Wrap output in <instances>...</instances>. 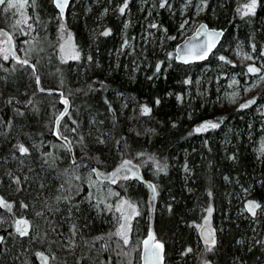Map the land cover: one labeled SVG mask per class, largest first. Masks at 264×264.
Instances as JSON below:
<instances>
[{
  "label": "trees",
  "instance_id": "1",
  "mask_svg": "<svg viewBox=\"0 0 264 264\" xmlns=\"http://www.w3.org/2000/svg\"><path fill=\"white\" fill-rule=\"evenodd\" d=\"M26 1L28 19L22 31L11 34L16 55L31 62L13 56L7 62L0 56V264H87L96 251L92 240L110 230L102 221L104 214L94 208L87 178L95 182L97 173L102 178L100 173H114L129 163L156 188L153 215L145 184L128 180L118 195L141 202L136 221L140 237H147L154 220L167 264H264V253L251 245L249 221L238 213L241 193L264 205V158L256 152L257 124L264 116H255L256 103L264 101V87L246 108L220 113L211 97L203 99L204 107L191 108L183 95L196 71L217 59L226 62L218 57L225 47L242 41L260 50L264 0H256L255 11L243 14L248 0H205L202 22L225 31L210 59L183 65L174 58L166 63L162 57L158 74L140 71L134 82L127 77L134 73L132 67L126 70L125 60L118 63L110 54L120 42L121 28L119 13L113 10L126 0H74L65 19L53 0ZM148 18L159 26L152 51L164 32L168 46L175 45L184 27L177 14L161 7ZM106 22L112 33L90 41L91 31ZM6 28L0 14V29ZM65 33L77 51L85 49L80 60L63 61L59 54ZM154 59L149 57L152 65ZM116 89L128 102L125 110ZM49 90L61 91L69 100L59 130L71 142L74 157L56 131L66 105L61 95ZM140 104L150 112L138 114ZM21 146L27 152H21ZM151 161L159 166L157 178L146 167ZM183 167L191 173L184 175ZM201 206L220 228L218 245H206L192 226L202 222ZM18 221L29 222L27 234L17 231ZM68 222L75 225L77 246L67 255ZM261 223L264 226V220ZM202 250L211 253L206 256ZM136 259L140 264L138 254Z\"/></svg>",
  "mask_w": 264,
  "mask_h": 264
},
{
  "label": "rangeland",
  "instance_id": "2",
  "mask_svg": "<svg viewBox=\"0 0 264 264\" xmlns=\"http://www.w3.org/2000/svg\"><path fill=\"white\" fill-rule=\"evenodd\" d=\"M10 2L16 6L9 8L7 3L3 6L1 5L0 14H2L5 22L8 24L7 30H2L12 35V32L15 34L19 30L22 31V26L28 19L27 8L29 3H27L26 0H10ZM204 3L205 0H126L125 2L119 3L113 12L116 11L115 14L119 13L117 17L121 22L120 42L115 50L110 51V54L114 57V60L117 59L118 63L124 59L126 62V70H128L130 66L132 67L134 73L127 75V77L129 76L133 82L140 71L143 74L149 72L151 75L158 74L162 57H165L166 63L170 61V58L175 59L176 46L188 35L193 33L195 28L203 21L202 17L206 11ZM253 3L255 4L254 8H250ZM21 5L23 6L21 7ZM125 5L127 6L125 7ZM245 5L246 9L244 10ZM158 7H166L172 15L177 14L181 25H184V27H181V31H179L176 36L175 45L168 46L170 40L168 34L164 32V35L160 37V44L155 49L154 53L152 50L156 44L155 38L159 31V26L156 24L155 20L154 22L148 21V17H155ZM243 7L242 14L243 11L245 13L254 12L256 9V0L246 1ZM122 8L124 9L123 12H121ZM175 10H177V13ZM144 13L146 14L145 16L142 15ZM73 14L75 13L73 12ZM104 16H107V12L104 13ZM59 17H61L60 14ZM68 18L71 19V17ZM138 19L140 20L139 24L137 23V21H139ZM109 26V22L98 25L93 32L91 31L90 41L94 42L105 32H107L108 35L112 33V29ZM137 27L139 31L130 34V31ZM262 30L263 37L260 39V50L252 44L247 45L242 41H237L232 47H226L225 54L218 55V57H223L224 60L226 58V62L217 59L214 64H206L195 72V76L191 79V84L185 87L183 94L186 102L191 108L193 104L194 106L199 104L200 107H204L206 102H203V99L210 97L214 99L212 103L216 105L219 113L225 109L233 110L235 108H246L242 107V105H250L253 102L251 100L253 96L259 94L264 87V21L262 23ZM62 35L63 38L59 43L58 52L62 55L61 57L65 59L63 61L73 59L80 60L83 54L85 56V49L77 51L74 41L68 39V37L65 36L66 33ZM5 55H7V59H4ZM0 56L7 62L12 61L8 39L3 34H0ZM151 56L155 57L153 65L152 62L149 61V57ZM129 60H132L131 64H128ZM235 67L239 68V71H235ZM250 67L258 69L259 71L249 72ZM116 92L117 97L121 98L122 108L124 110L127 109L128 102L124 99L123 93L117 89ZM255 107V114H257L255 116H264V101L257 102ZM63 108L59 110V113H61ZM145 108L148 109L146 104H140L138 114H148V112L146 113L144 111ZM253 118L254 116L252 119ZM208 120L214 121V119ZM257 126L259 128L257 133L258 141L256 152L258 157L264 158V119L258 122ZM146 162L144 164H146ZM151 162L152 166L147 163L146 167L148 170L150 167V172L157 178L159 166L157 163ZM129 164L142 175V170L140 168L135 167L131 163ZM189 173H191V171L183 167V174ZM100 175L103 178H109L112 173H100ZM114 179L115 180L109 183L101 181L98 178H95V182H92L90 177L87 178V184L92 192V196H95L94 208L96 211L104 214L102 221L104 222L106 220L110 229L103 237L99 236L98 239L92 240L93 245L97 243L95 248L96 251L91 257H87V264H138L136 254H138V261L141 264V247L144 238L140 237L136 229V221L140 218L141 202L134 196L133 200L129 202L121 198L117 192L119 188L121 189V187L125 185L126 181L133 180L138 182V180L129 171H122ZM188 190H190V188ZM158 198L159 197H157V202ZM238 199L239 216H241L243 220L249 221L247 226H249L250 231L249 239L252 243L250 244L253 245L254 243V246L257 245L259 251L264 253V226L261 225L262 220H264V205L258 204L260 207L255 208V214L253 215L248 208L250 202L257 204L256 200L252 198L250 194L245 193H241ZM146 202L147 205L150 204L149 192L147 193ZM207 212V208L201 206L200 217L202 218V222L198 223L194 221L192 222V226L196 232L199 233V229L202 225H208L214 231L216 244L218 245L219 232L221 231L218 226L215 227L213 225L211 213ZM99 216L101 217V215ZM20 225H22L24 229L26 228L27 231L30 229L29 222H27L26 225ZM121 225L124 227L122 228ZM68 233L69 238H66L64 245L67 255L75 251L77 246L76 228L73 222H68ZM121 233H123V235H121ZM125 236L128 241L127 243H125ZM202 251L206 256L211 253L209 250ZM64 258H66V256ZM204 260L207 259L204 258Z\"/></svg>",
  "mask_w": 264,
  "mask_h": 264
},
{
  "label": "water",
  "instance_id": "3",
  "mask_svg": "<svg viewBox=\"0 0 264 264\" xmlns=\"http://www.w3.org/2000/svg\"><path fill=\"white\" fill-rule=\"evenodd\" d=\"M74 0H53L54 6L58 10L61 18L65 19L68 10L72 5V2ZM60 5H63L62 7ZM0 33L5 35L8 39L9 49L12 56L18 60H20L15 52L14 44H13V38L12 36L0 29ZM225 36V31L218 28L210 27L206 22H201L191 33L188 35L182 42H180L176 48H175V60L183 65H191L194 63H203L210 59V57L213 55V53L218 49L220 44L223 42ZM49 93H55L58 95H62V92L60 91H53L49 90ZM61 101L65 103L66 109L65 113L68 111L70 107V103L68 99H65L64 97H61ZM59 123L60 120L57 121L56 124V131L60 136V130H59ZM67 146L69 147V150L73 154V147L71 145V142L69 140L64 141ZM124 169V168H122ZM125 169L129 170L130 172H133V175L135 178L145 184L149 190H150V197H151V212L153 215L154 210V204L156 200V188L154 184L146 181V179L139 174L137 171H134L130 167H125ZM96 172V170H94ZM121 171V169L116 170L115 173H113L106 181H112L117 174ZM152 236L154 239H149V237ZM199 236L201 240L208 246H212L216 242V236L214 231L206 224L202 225L199 229ZM148 241V244L145 245V241ZM157 244L162 245V248L155 247ZM153 251L158 253L157 255H153ZM141 264H167L166 258H165V244L157 239V234L155 232L153 223L151 224L150 230L148 232L147 237L142 241V247H141Z\"/></svg>",
  "mask_w": 264,
  "mask_h": 264
},
{
  "label": "snow or ice",
  "instance_id": "4",
  "mask_svg": "<svg viewBox=\"0 0 264 264\" xmlns=\"http://www.w3.org/2000/svg\"><path fill=\"white\" fill-rule=\"evenodd\" d=\"M8 4V7L9 8H11V7H15L16 5H14V4H12L11 2H10V0H0V5H5V4ZM23 5H21V7H22ZM61 7L63 6V5H60ZM127 5H125V7H126ZM254 6H255V4L253 3L251 6H250V8H254ZM123 8L121 9V12H123ZM0 34H2V33H0ZM104 35H108V33L107 32H105L104 33ZM8 57H7V55H5L4 56V59H7ZM221 59H223V57L221 58ZM23 63L24 64H27L28 63V61L27 60H25V61H23ZM259 70L258 69H255V68H252V67H250L249 68V72H258ZM248 105L247 104H245V105H242V107H247ZM144 111L147 113L148 111H150L149 109H147V108H145L144 109ZM212 127H216L217 125H215V124H213V125H211ZM204 127H207V125H205ZM201 129H197V131H200ZM20 151L21 152H27V149L26 148H24L23 146H21L20 147ZM127 163V162H126ZM258 207H260L258 204H255L254 202H250V204H249V208H248V210L250 211V212H252L253 213V215L255 214V208H258ZM26 221H18V223H17V231L18 232H20V234L21 235H25V234H27V229L25 228L24 230H21V228H20V224H25L26 225ZM121 227L123 228L124 226L123 225H121ZM121 235H123V233H121ZM149 239H154V237H152V236H150L149 237ZM128 241H127V238H126V236H125V243H127ZM145 245H147L148 244V241L146 240L145 242ZM155 247H157V248H162V245H159V244H157ZM153 255H157L158 256V253H156L155 251H153Z\"/></svg>",
  "mask_w": 264,
  "mask_h": 264
},
{
  "label": "bare ground",
  "instance_id": "5",
  "mask_svg": "<svg viewBox=\"0 0 264 264\" xmlns=\"http://www.w3.org/2000/svg\"><path fill=\"white\" fill-rule=\"evenodd\" d=\"M75 5V4H74ZM0 7H1V5H0ZM119 8V7H118ZM159 8V7H158ZM69 11V10H68ZM70 16V15H69ZM116 19V18H115ZM63 25H64V23H63ZM106 26V25H105ZM63 27V26H62ZM262 27V26H261ZM63 30V29H62ZM49 31V30H48ZM263 31V30H262ZM54 33H56V32H54ZM126 35V34H125ZM12 36V35H11ZM45 36V35H44ZM23 37V36H22ZM57 38V37H56ZM147 38V37H146ZM46 39V38H45ZM43 41V40H42ZM48 41H49V39H48ZM52 41V40H51ZM50 42V41H49ZM43 44V43H42ZM40 45V44H39ZM29 48H30V46H29ZM46 48V47H45ZM226 48V47H225ZM57 49V48H56ZM40 52V51H39ZM47 52H49L48 50H47ZM229 54V53H228ZM12 55V54H11ZM50 56V55H49ZM53 56V55H52ZM55 56V55H54ZM233 56V55H232ZM20 60H23L24 61V59H22L20 56H17ZM40 57V56H39ZM128 57V56H127ZM166 57H168V56H166ZM52 58V57H51ZM50 58V59H51ZM40 61V60H39ZM31 62V61H30ZM30 62H28V64H30ZM36 63V62H35ZM46 63V62H45ZM58 63V62H57ZM194 64H196V63H194ZM192 65V64H191ZM34 66V65H33ZM27 67V66H26ZM197 72V71H196ZM61 92V91H60ZM49 93V92H48ZM63 93V92H62ZM62 97H64L63 96V94L61 95ZM65 98V97H64ZM65 99H67V98H65ZM66 109V108H65ZM70 109V108H69ZM69 109H68V111L65 113V110H64V112L61 114V116L60 115H58V117L60 116V118L58 119V120H60L61 121V119L66 115V114H68L69 113ZM58 112H59V110H58ZM60 114V113H59ZM57 116V115H56ZM57 117V118H58ZM57 120V121H58ZM56 122V121H55ZM60 124V123H59ZM60 136H61V139L63 140V141H65V140H68L67 138H64L63 136H62V134H61V132H60ZM61 140V141H62ZM62 141V142H63ZM65 145V144H64ZM71 152V151H70ZM71 155L74 157V150H73V154L71 153ZM73 159V158H72ZM125 167H130V166H127V165H121V166H119L116 170H119V169H121V171L119 172V173H121L122 171H129V170H127V169H125ZM122 168H124V169H122ZM130 168H132V167H130ZM96 168L94 167V170H95ZM133 169V168H132ZM116 170L114 171V173L116 172ZM134 170V169H133ZM134 171H136V170H134ZM130 172V171H129ZM96 173H97V171H96ZM118 173V174H119ZM132 174H133V172H131ZM113 174V173H112ZM117 174V175H118ZM97 177L98 178H101L100 176H99V173H97ZM105 177V176H104ZM116 178V177H115ZM103 181H106L108 178H101ZM113 180H115V179H113ZM147 181V180H146ZM99 182V181H98ZM106 182H109L110 183V181H106ZM148 182H150V181H148ZM150 183H152V182H150ZM153 184V183H152ZM4 199V198H3ZM13 209V208H12ZM153 221L154 220H152V223H153ZM13 228V227H12ZM9 229V228H8ZM262 245V244H261ZM264 250V249H263Z\"/></svg>",
  "mask_w": 264,
  "mask_h": 264
}]
</instances>
